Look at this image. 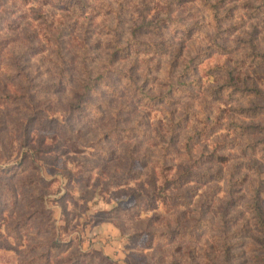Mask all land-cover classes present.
Returning a JSON list of instances; mask_svg holds the SVG:
<instances>
[{"label": "rangeland", "instance_id": "374dc122", "mask_svg": "<svg viewBox=\"0 0 264 264\" xmlns=\"http://www.w3.org/2000/svg\"><path fill=\"white\" fill-rule=\"evenodd\" d=\"M204 1L0 0V264H264V12Z\"/></svg>", "mask_w": 264, "mask_h": 264}, {"label": "trees", "instance_id": "16d2710c", "mask_svg": "<svg viewBox=\"0 0 264 264\" xmlns=\"http://www.w3.org/2000/svg\"><path fill=\"white\" fill-rule=\"evenodd\" d=\"M234 1H236V0H219L217 3H214V4H212L211 2H209V0H205L204 1V5L207 7V11L208 12H212L215 16L217 15V13H218V11H220L219 9L221 8V7H224L225 5H229L230 3H232V2H234ZM247 3H252L251 4V6L250 5H248V4H244V6L245 7H250L251 9H252V12L254 13V14H257V13H259L260 11H262V12H264V0H255V2H250V1H247ZM253 3H255L256 5H254ZM80 8L79 9H84L83 7V5H80L79 6ZM228 14H229V12H228ZM218 19V21L220 22V18H217ZM150 25V24H149ZM217 41V42H216ZM216 41H214L213 43H212V45L210 46V47H212V49H214L215 51H217V52H220V50H222V49H225L224 47H222V46H220V44H219V42H218V39L216 38ZM135 42H133V44H134ZM147 48L149 49V50H152V49H157L158 51H163L164 49H165V46H164V43H157V44H148V46H147ZM59 49H60V46L58 45L57 46V50L56 51H59ZM116 52H118V53H120L121 52V48H118L117 49V51ZM231 73H230V78H232L231 77ZM62 85V84H61ZM98 84L97 83H91V81L89 80V81H87V83L85 84V90H92L93 89V87H96V88H94L93 90H97L98 88V86H97ZM57 86L58 87H60V85L59 84H57ZM174 86V85H173ZM233 86H235V90L237 91L238 89L240 90V88H238L237 86H236V84H233ZM45 88H48V87H45ZM112 88H113V85H112ZM112 88H110V89H112ZM52 89H54L53 87H52ZM109 89V88H108ZM115 91V90H114ZM243 94H247V95H254V96H257V97H264V91H262L258 86H253V87H246L245 86V88H243V89H241L240 90ZM171 92V90L169 89L168 90V92L167 93H165V95H164V98H169V93ZM9 97H8V99H10V100H15V97H12V96H10V95H8ZM22 97V96H21ZM24 99H25V105H26V108H25V110H27L29 113H30V115L31 116H35V113L32 111V110H29L28 109V107H29V104H30V101H28V99H29V96L27 95V94H25L24 96ZM138 102L139 103H142L143 101L141 100V99H139L138 100ZM88 102H85V100H84V98H82V97H80L79 99H77V101L76 102H74V101H70V106L73 108V109H75L78 113H84L83 112V110L85 109V107H86V104H87ZM148 103V102H147ZM127 107H130V104H127L126 105ZM125 106V103L123 104V103H121V104H119V111H122L123 109H124V107H126ZM242 126H245V131H247V130H250L248 133H252V134H255L256 133V131H255V129H259V133L260 132H262L264 129L263 128H261L260 126H258V125H242ZM241 128V127H240ZM173 130H176L175 128L173 129ZM261 130V131H260ZM126 131H129V130H126ZM253 131V132H252ZM174 133V132H173Z\"/></svg>", "mask_w": 264, "mask_h": 264}]
</instances>
